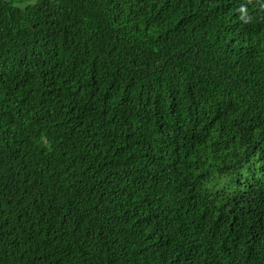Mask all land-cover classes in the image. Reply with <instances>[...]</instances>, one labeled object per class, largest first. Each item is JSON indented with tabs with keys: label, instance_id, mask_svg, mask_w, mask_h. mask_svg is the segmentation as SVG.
<instances>
[{
	"label": "trees",
	"instance_id": "trees-1",
	"mask_svg": "<svg viewBox=\"0 0 264 264\" xmlns=\"http://www.w3.org/2000/svg\"><path fill=\"white\" fill-rule=\"evenodd\" d=\"M0 264H264V0H0Z\"/></svg>",
	"mask_w": 264,
	"mask_h": 264
}]
</instances>
